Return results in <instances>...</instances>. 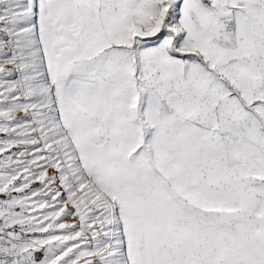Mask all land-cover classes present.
I'll return each instance as SVG.
<instances>
[{
  "label": "snow or ice",
  "instance_id": "obj_1",
  "mask_svg": "<svg viewBox=\"0 0 264 264\" xmlns=\"http://www.w3.org/2000/svg\"><path fill=\"white\" fill-rule=\"evenodd\" d=\"M0 264H264V0H0Z\"/></svg>",
  "mask_w": 264,
  "mask_h": 264
}]
</instances>
